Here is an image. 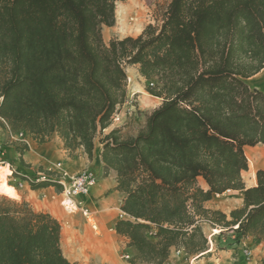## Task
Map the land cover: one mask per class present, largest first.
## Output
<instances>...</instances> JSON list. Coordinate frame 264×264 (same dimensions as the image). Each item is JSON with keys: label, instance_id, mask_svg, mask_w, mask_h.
<instances>
[{"label": "trees", "instance_id": "16d2710c", "mask_svg": "<svg viewBox=\"0 0 264 264\" xmlns=\"http://www.w3.org/2000/svg\"><path fill=\"white\" fill-rule=\"evenodd\" d=\"M121 1L0 0V128L37 143L56 134L69 157L91 159L98 140L124 193L113 229L135 250L130 264L202 255L203 222L264 244V169L250 187L241 176L244 147L264 145V90L247 83L264 68V0H168L155 24L105 43ZM128 66L161 103L122 136L104 130L126 100ZM45 173L30 188L60 192ZM227 190L242 192L240 207L204 206ZM60 241L55 217L0 195V264H79Z\"/></svg>", "mask_w": 264, "mask_h": 264}, {"label": "crops", "instance_id": "0c3cea01", "mask_svg": "<svg viewBox=\"0 0 264 264\" xmlns=\"http://www.w3.org/2000/svg\"><path fill=\"white\" fill-rule=\"evenodd\" d=\"M135 92V94L139 93L140 88L136 89ZM137 96L141 97V95ZM150 97L157 98L152 95ZM144 122L145 120L143 119L141 123L137 124L131 135L135 134L144 125ZM135 124L133 123L132 125ZM3 133L6 139L2 147L3 155L0 157V164L8 166V169L10 168L11 172L16 175L11 177V179L14 177L17 179V176L19 178L24 176L35 177L40 171L44 170L55 172L54 167L57 162H61L63 171L68 175L75 174L83 168H89L95 174V183L90 188L87 197H84V201L91 213L94 211L97 214L95 220H97L96 222H98L97 224L101 227V230L97 228L98 230L93 233L81 217H77L75 221L80 229L79 236L70 241L77 252V257L69 258L64 254L61 240V249L64 256L69 261L78 262L79 264H99L92 260H85L80 256L78 250L91 242L104 241L99 249H105L109 262H101L97 252L96 258L100 263L130 264L127 260L119 257L117 239L121 238L124 243L125 240L113 230L116 219L122 216L119 206L124 193L116 189L115 171L109 170L106 174L104 173V165L100 158L101 144L98 140L94 141L93 156L88 159L81 149L77 150L74 156L69 157L56 134L50 135L49 140L43 143H37L32 138H29L27 143H24L16 139L14 134L8 130H3ZM24 146H26L25 150H17V147ZM253 185L255 183L246 187ZM17 192L18 197L28 202L34 210L48 212L54 217H57V214H61V209L57 202L60 192L54 186L31 189L29 185H26L20 191L17 190ZM214 196L220 199L214 200ZM214 196L211 200L204 202L206 208L217 209L228 214L230 210L240 207L242 204V192L239 190H227ZM222 196L223 198H221ZM201 229L207 238L206 250L202 255H187L183 250L181 253L175 254L174 249H172L165 264H264V244L254 237L236 239L233 231H220L219 228H213L205 222L201 223ZM68 231L65 230L66 235ZM97 234L101 235L97 236ZM245 248L250 250L249 259H246L243 255ZM123 251L129 258L135 254V250L132 247H125Z\"/></svg>", "mask_w": 264, "mask_h": 264}, {"label": "rangeland", "instance_id": "374dc122", "mask_svg": "<svg viewBox=\"0 0 264 264\" xmlns=\"http://www.w3.org/2000/svg\"><path fill=\"white\" fill-rule=\"evenodd\" d=\"M167 3H168V0H123L121 2H117L116 4H118V5L119 4H127V5L133 4L134 6L139 5L140 7L138 8V10H140V8H141L140 12L143 10L142 13L140 14L141 16L139 15L140 16L139 19L141 20V22L137 26L138 27L137 30H135L136 29L135 28L133 30L128 31L127 33H119L117 30L116 19H115L113 26H111V27L103 26L102 27V37H103L104 42L108 43V41L112 38H122V37L127 36V35H131V36L138 35L145 25H147L149 23L155 24V22L158 19H160L161 13L164 10V8L166 7ZM142 14H143V16H142ZM262 70L259 72L260 74L257 73L253 77L247 79V83L250 87L257 88L260 90H264V76L259 77V75H261ZM125 71H126V76H127V80H126L127 97H126L125 102L117 108L116 113L119 117V120L111 123L109 125V127L106 130H104V132H107L110 129H112L113 127L119 126V127H122V130L120 132V134L122 136H126V135L133 133L134 129H136L137 124L141 123V121L143 119L145 120L146 115H148V113H150L153 109H155L161 103L160 98H159L160 99L159 100L157 98L150 97V94L145 90L146 85H150L151 83H153L152 80H145L143 77H141L137 71L136 66H128V67H126ZM138 88H140V92L135 94L136 93L135 91ZM137 95H141V97H138ZM133 123L134 124L136 123V124L132 125ZM5 139L6 138H5V135L3 133V130L0 128V144L2 147H3V143L5 142ZM248 147L262 148V147H264V145L257 144L255 146H246V147H244V152ZM246 158H247V156H246ZM1 165L2 164H0V166ZM261 168L264 169V166L260 165V166L256 167L254 172H256L257 169H261ZM8 172L9 171H8V166H7V169L5 171V177H6L7 184L10 186H13L16 189V191L17 190L20 191L21 189H18L17 182L21 178H19L17 176V179L15 177H14L15 179L14 178L11 179V177H13L15 174L13 172H11L8 175ZM53 173H56V171ZM252 174H253V169L249 168V165H248V168L246 171L241 172L242 180H243L245 186H249V185L254 183ZM8 178H10V179H8ZM0 195H4L6 197H9L7 194L2 192L1 190H0ZM221 198H223V196ZM17 199H20V197H17ZM217 199H220V198L217 196H214V200H217ZM60 200H61V196L57 197V202H58V205L61 209V214H57V217H55V218L60 222V225H61L62 249H63V252L66 256H68L69 258H74V257H77V255H76L77 252L75 251V249H74V247L70 241H71V239L79 236L80 229H79V226L77 225V223L75 221L76 218L80 216L81 219L85 222V224L89 228V230L92 231L93 233H94V231L92 230V228L90 227V225L88 224L86 219L81 215L80 211H78V210L77 211L76 210L75 211L66 210L62 206ZM96 215L97 214H95V212L93 211L92 216L95 217V219H96ZM98 228L101 230V227L98 226ZM65 230H69L67 235L65 234ZM114 232H112V233H114ZM100 235L101 234H97V236H100ZM102 242L104 243V241H102ZM102 242H100V241L91 242L87 246L79 248L78 251H79L80 256L83 257L85 260H92V261L97 262L99 264H103V263H100L96 258L97 257L96 256L97 255V249H99ZM117 243H118L119 257H121V259H123V260L128 261L130 258L125 259L123 257V255H126V253H124V251H123L126 247L124 241L121 238H119V239H117ZM87 255L89 257H87Z\"/></svg>", "mask_w": 264, "mask_h": 264}, {"label": "built area", "instance_id": "2783aa9c", "mask_svg": "<svg viewBox=\"0 0 264 264\" xmlns=\"http://www.w3.org/2000/svg\"><path fill=\"white\" fill-rule=\"evenodd\" d=\"M119 120L117 113L115 112L112 116L111 123ZM14 137L16 139L27 143V140L31 138L25 132L14 133ZM3 155V148L0 144V157ZM55 171L54 179L60 185V196H61V204L68 211H80V213L85 217L86 221L90 225L91 228L94 229L97 222L95 218L92 216L91 211L85 205L84 197H87L89 194L90 188L95 183V174L89 168H83L81 171L68 175L62 169L61 162L55 163ZM48 176L45 171H40L35 177L24 176L17 182L18 189H22L26 185H30L33 181L39 182L46 180ZM182 252V249H174L175 254H179ZM243 255L246 259H249L251 253L248 248L243 250ZM125 259H129L128 255H123Z\"/></svg>", "mask_w": 264, "mask_h": 264}, {"label": "bare ground", "instance_id": "6f19581e", "mask_svg": "<svg viewBox=\"0 0 264 264\" xmlns=\"http://www.w3.org/2000/svg\"><path fill=\"white\" fill-rule=\"evenodd\" d=\"M139 7H140L139 5L134 6L133 4L132 5H130V4L129 5H127V4H119V5L116 4L115 19H116L117 30L119 33H127L128 31L133 30L135 28H136L135 30H137V28H138L137 26L141 22V20L139 19L141 16L140 14L143 11L142 10L140 12L141 8H140V10H138ZM142 16H143V14H142ZM258 74H260V73H258ZM261 76H264V68L261 72V75H259V77H261ZM245 154H246L247 159H248L249 168L253 169V174H252L253 176L252 177H253V180L255 183V172H254L255 168L260 166V165L264 166V147H262V148L248 147L245 150ZM6 169H7L6 165L2 164L0 166V190L2 192H4L5 194H7L9 197L17 198L18 193H17L16 189L13 186L8 185L6 182V177H5ZM97 228H98V224H96V226L94 227V229L92 228V230L94 232H96L99 229V228L98 229ZM97 252L99 254L101 262H109V259H108V256H107L105 249H99ZM87 257H89V256L87 255Z\"/></svg>", "mask_w": 264, "mask_h": 264}]
</instances>
